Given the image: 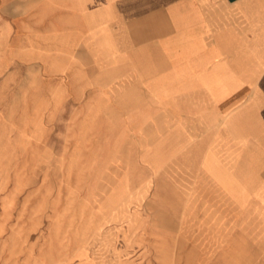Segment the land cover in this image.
<instances>
[{"label": "rangeland", "instance_id": "1", "mask_svg": "<svg viewBox=\"0 0 264 264\" xmlns=\"http://www.w3.org/2000/svg\"><path fill=\"white\" fill-rule=\"evenodd\" d=\"M17 5L29 13L40 3ZM38 38L18 44L11 70L2 57L0 264L199 263L201 220L225 212L201 194L199 163L168 144L184 115L136 114L147 101L113 83L74 98L58 81V51Z\"/></svg>", "mask_w": 264, "mask_h": 264}, {"label": "crops", "instance_id": "2", "mask_svg": "<svg viewBox=\"0 0 264 264\" xmlns=\"http://www.w3.org/2000/svg\"><path fill=\"white\" fill-rule=\"evenodd\" d=\"M37 35L74 98L113 83L147 101L136 114L184 115L168 144L199 163L201 194L225 212L201 220L197 264H264V0H0V83L2 57L11 70Z\"/></svg>", "mask_w": 264, "mask_h": 264}]
</instances>
